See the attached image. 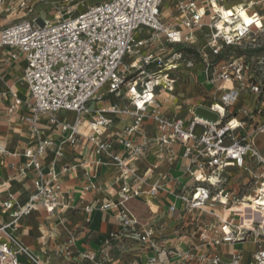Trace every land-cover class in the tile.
Returning <instances> with one entry per match:
<instances>
[{
    "label": "built area",
    "instance_id": "1",
    "mask_svg": "<svg viewBox=\"0 0 264 264\" xmlns=\"http://www.w3.org/2000/svg\"><path fill=\"white\" fill-rule=\"evenodd\" d=\"M26 3L19 6L28 10ZM162 3L100 0L73 16L58 9L52 17L21 18L0 30V47L13 50L11 59L25 62L22 82L27 89L26 100L10 92L5 114L11 117L25 108L23 124L36 141L24 151L20 170L32 171L33 193L22 203L9 196L1 204L9 220L0 224V238L5 239L0 241V264H46L18 241L17 222L35 210L51 218L77 207L64 197L56 170L64 144L87 151L79 164L88 182L84 191L97 189L92 182L97 167L117 170V200L99 210H113L124 233L156 253L157 261L163 250L154 229L140 224L126 204L141 194L152 199L160 188L153 184L141 191L148 178L138 175L137 162L150 152L157 162L171 160L177 145L185 161L182 175L191 185L176 193V199L183 216L194 223L202 252L175 255L189 263L221 264L220 246L252 242L256 249L248 262L236 251L228 264H264V58L230 55L264 28L244 24L220 30L214 8L221 6L220 0H179L177 23L165 26ZM253 6L246 9L252 17L259 14L250 12ZM259 18L264 25V16ZM196 67L216 95L208 104L188 107L184 117H167L158 98L167 102L182 70ZM61 114H73L74 119L70 123ZM41 119L63 136L60 144L41 139ZM149 121L153 135L144 129ZM120 122L124 126L117 128ZM49 148L54 157L43 172L41 158ZM240 208L256 211L259 220L243 218ZM91 210L83 208L86 214ZM175 210L172 204L169 212ZM61 226L67 240L56 253L70 258L76 236L64 222ZM124 233L108 234L99 249L100 260L92 252L81 258L88 264H108L112 241ZM155 263L151 258L148 264Z\"/></svg>",
    "mask_w": 264,
    "mask_h": 264
},
{
    "label": "crops",
    "instance_id": "2",
    "mask_svg": "<svg viewBox=\"0 0 264 264\" xmlns=\"http://www.w3.org/2000/svg\"><path fill=\"white\" fill-rule=\"evenodd\" d=\"M21 1L23 0H3L0 5V30L24 17L23 14H17V2ZM178 1L163 0L161 22L165 26H173L177 23L175 6ZM247 1L250 0H220L221 6L225 8L243 6ZM262 1L264 0H251L254 6ZM254 6L250 12L256 11ZM244 8L247 9V7ZM32 18L45 19L40 16L28 19ZM204 32L207 30L205 29ZM195 34L199 38L202 37L198 31H195ZM13 53V50L9 48L0 47V224L9 220L1 206L9 199V196L22 203L34 191L32 171L25 169L23 174L20 172L25 163L24 151L36 144L23 124V118L28 115V111L20 108L11 117L5 114V109L11 103V91L21 100H26L27 96L26 86L22 82L25 62L21 57L17 60L11 59ZM179 77L177 87L175 86L174 92L168 95L167 102H160L165 115L170 118L184 117L188 107L201 102L208 104L213 95H216L205 82L199 67L193 70H182ZM195 84L200 87L199 91L193 89ZM160 99L163 100V97L160 96L158 100ZM113 100V98L110 99V101ZM61 117H66L70 123L74 119L73 114H61ZM123 126L124 123L120 122L117 128ZM38 128L42 132L41 139L51 140L54 146L64 139L53 131L45 119L39 121ZM144 129L149 135H153V125L150 121ZM62 149L64 157L56 163V170L61 177L64 197L68 201H76L77 207L69 208L51 218L43 210H35L17 222L15 236L23 246L38 255L46 264H88L81 258L82 254L92 252L100 260L99 249L108 234L124 233L114 219L113 210H99V206L105 202H116V192L120 185L115 182L118 172L112 166L97 167L94 169L95 177L92 179L97 189L84 191L88 182L79 164L88 156L86 149L82 147L74 149L66 144L62 145ZM172 152L171 160L167 158L157 162L154 154L150 152L137 162L138 175H145L148 178L147 184L142 185L141 191H147L153 184L160 188L152 199L148 200L146 194H141L126 204V208L140 224L154 229L163 250L159 257L160 261H157L156 253L143 249L133 236L124 233L121 238L112 241L108 264H148L151 258L156 260L155 264H199L189 263L175 255L188 250L197 255L202 252V247L197 238L194 223L183 216L182 204L176 199V193L191 185V180L182 175L185 161L180 157L181 148L176 145L172 148ZM53 157L52 148L47 149L41 158L43 172H47ZM71 167H74V170H70ZM172 204L176 206V210L169 212ZM85 206L92 209L90 213L86 214L83 211ZM61 222H64L65 227L72 230L76 236L70 258L56 253V248L62 246L67 240ZM4 240V237L0 238V241ZM255 249L252 242L222 245L218 249L221 264H228L231 254L236 251L242 253L243 262H248ZM20 260L25 261L23 258Z\"/></svg>",
    "mask_w": 264,
    "mask_h": 264
},
{
    "label": "rangeland",
    "instance_id": "3",
    "mask_svg": "<svg viewBox=\"0 0 264 264\" xmlns=\"http://www.w3.org/2000/svg\"><path fill=\"white\" fill-rule=\"evenodd\" d=\"M25 1L27 2L26 4L29 5V9L26 10L24 7L23 8L20 7L19 6L20 2H17L18 3L17 14L19 15L23 14V16L25 17L22 18L28 19L34 16H40L44 18L52 17L53 15H55V12H57L58 9L64 12L66 16H73L83 11L87 6L93 5L100 0H25ZM251 5H253V2H251V0L243 4V6L247 8H249ZM254 8L260 15L264 16V1L256 4ZM254 26L257 28H264V25L261 23V21L256 23ZM252 50L253 51L258 50V51L255 53H251L250 56H248L249 55L248 53H244L241 56L245 57L247 60L249 57L264 58V32L257 33L255 36L248 39L246 43L234 47L230 55L237 57L238 54H242L243 52H251ZM175 86L177 87V83L175 84ZM193 89L199 91L200 87L197 84H195ZM181 90L186 91L185 89L182 88ZM160 102L162 103L163 100L160 99Z\"/></svg>",
    "mask_w": 264,
    "mask_h": 264
},
{
    "label": "bare ground",
    "instance_id": "4",
    "mask_svg": "<svg viewBox=\"0 0 264 264\" xmlns=\"http://www.w3.org/2000/svg\"><path fill=\"white\" fill-rule=\"evenodd\" d=\"M214 8L219 12L220 18L217 26L220 30L228 31L230 28H240L244 24L254 26L260 21L259 14L252 17L248 14L243 6H236L233 8H225L219 5H214ZM248 21H251L250 23ZM243 215V218L252 217L259 220V215L256 211L250 213L246 208H240L237 210Z\"/></svg>",
    "mask_w": 264,
    "mask_h": 264
},
{
    "label": "trees",
    "instance_id": "5",
    "mask_svg": "<svg viewBox=\"0 0 264 264\" xmlns=\"http://www.w3.org/2000/svg\"><path fill=\"white\" fill-rule=\"evenodd\" d=\"M257 51H258V50H255V51L252 50L251 52H243V53L241 52L242 54H238V56H241V55H243L244 53H248V54H249L248 56H250L251 53H255V52H257Z\"/></svg>",
    "mask_w": 264,
    "mask_h": 264
},
{
    "label": "snow or ice",
    "instance_id": "6",
    "mask_svg": "<svg viewBox=\"0 0 264 264\" xmlns=\"http://www.w3.org/2000/svg\"><path fill=\"white\" fill-rule=\"evenodd\" d=\"M249 23L251 22V21H248Z\"/></svg>",
    "mask_w": 264,
    "mask_h": 264
}]
</instances>
